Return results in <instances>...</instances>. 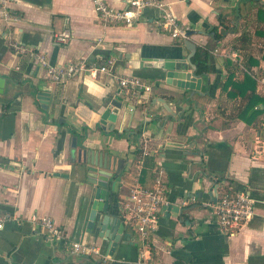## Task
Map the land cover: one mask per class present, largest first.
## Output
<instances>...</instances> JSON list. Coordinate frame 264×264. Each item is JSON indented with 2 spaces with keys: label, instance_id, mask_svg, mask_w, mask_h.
<instances>
[{
  "label": "crops",
  "instance_id": "crops-1",
  "mask_svg": "<svg viewBox=\"0 0 264 264\" xmlns=\"http://www.w3.org/2000/svg\"><path fill=\"white\" fill-rule=\"evenodd\" d=\"M10 1L21 17L16 37L30 51L14 52L0 34V84L5 86L0 94V218L5 220L0 264H133L139 254L136 226L124 215L122 202L136 180L151 187L159 174L169 204L181 210L161 212L150 238L156 264H264V97L257 84L243 83L246 73L264 69V4L164 0L190 27L196 50L209 48V71L198 73L202 82L192 95L167 83V64L186 59L190 50L161 27L157 8L147 7L127 27L103 22L92 0ZM130 1L107 0L117 9ZM66 29L72 36L58 42L55 35ZM243 29L247 40L238 41L237 49L244 63L237 69L216 49L233 48ZM36 51L56 65L111 62L113 73L140 77L153 89L124 90L109 72L54 83L35 61ZM39 91L47 93V107ZM116 102L123 103L120 109L112 105ZM107 108L118 115L113 128L99 122ZM145 141L159 167L156 174L144 169ZM90 155L96 162L123 159L120 181L107 189L110 210L131 237L113 250L97 227L88 228V178H94L85 159ZM227 190L246 192L255 202L253 217L234 234L223 231L212 206ZM33 214L53 218L69 241L94 243L101 255L73 254L68 244L42 234L30 221Z\"/></svg>",
  "mask_w": 264,
  "mask_h": 264
},
{
  "label": "built area",
  "instance_id": "built-area-1",
  "mask_svg": "<svg viewBox=\"0 0 264 264\" xmlns=\"http://www.w3.org/2000/svg\"><path fill=\"white\" fill-rule=\"evenodd\" d=\"M94 8L101 20L109 24L134 26L147 7H155L160 12L159 24L170 36L179 41L189 38L190 27L183 23L164 0H131L128 7L117 9L108 4L107 0H92ZM21 17L14 11L10 0H0V34L7 40L9 47L16 53L24 54L30 51L28 45L20 41L15 34ZM72 36L69 29L55 35L58 42L66 43ZM222 56L231 59L243 67L244 56L241 50L235 48L216 49ZM35 61L46 70L47 78L54 83H64L83 73L97 76L100 72L112 73L121 88L134 93L151 92L152 86L134 75H119L113 73L109 64L99 65L86 59L67 64H50L42 52H33ZM258 83V91L264 97V74H253ZM143 154L148 155L147 141L143 145ZM193 201L196 197H192ZM169 204L167 186L161 174L156 177L153 186L141 185L138 180L130 189V193L122 202V210L127 219L135 224L137 232L138 258L133 264H156L152 257L151 235L159 226L160 215ZM214 214L225 233H237L255 213V202L246 192H223L212 204ZM30 221L39 231L55 241H62L70 246L71 252L81 256L101 255L99 246L81 240L69 241L64 231L49 216L33 214ZM5 220L0 218V231ZM108 256H103L107 260Z\"/></svg>",
  "mask_w": 264,
  "mask_h": 264
},
{
  "label": "water",
  "instance_id": "water-1",
  "mask_svg": "<svg viewBox=\"0 0 264 264\" xmlns=\"http://www.w3.org/2000/svg\"><path fill=\"white\" fill-rule=\"evenodd\" d=\"M256 1H260L264 4V1L262 0ZM191 34L192 32H189V37ZM184 43L190 50V54L186 59L178 61L175 64H167L166 68L169 70L167 73V83L183 90H192L193 95L197 90L200 89L202 82L201 76L197 73V67L192 61V57L196 53V44H194L189 38L184 40ZM4 92L5 86L4 84H0V94H3ZM46 94L47 93L44 91H39L37 93L38 99L41 100V103L45 107H47L49 103L48 99H45ZM122 104V102H116L112 105H115L117 106L116 108L120 109ZM127 107L132 109L131 114H133L132 112L134 105L129 104ZM117 116L118 115L116 111H111L109 108H107L105 111H103V113H101V117L99 119L101 127L113 128V123L117 120ZM85 160L90 163V165L87 166V174L88 176L94 178H88V183L91 186V188L88 190L90 197L88 228L92 230L94 227H97L99 230V236L105 240H108L110 248L113 250V248L118 245L121 239L127 240L131 237L130 233L125 231L126 226L121 217L112 214V211L110 210L112 196L111 192L107 189L109 184H111V188L114 189V187H116L117 183L120 181L122 175L121 170L123 159L107 157L102 162H96V156L90 155L89 159L86 158ZM93 165H97L99 169ZM112 178L113 180H111ZM164 210H168V212H180L181 208L178 205H173L170 203L164 207Z\"/></svg>",
  "mask_w": 264,
  "mask_h": 264
},
{
  "label": "trees",
  "instance_id": "trees-1",
  "mask_svg": "<svg viewBox=\"0 0 264 264\" xmlns=\"http://www.w3.org/2000/svg\"><path fill=\"white\" fill-rule=\"evenodd\" d=\"M260 8L264 12V7L261 6ZM217 36L221 38V34H219V35L217 34ZM246 40H247V30L243 29L240 37H238L230 46L237 49V42L240 41L241 43H244ZM209 58H210L209 48L207 46L198 47L195 55L192 57V61L197 67V73L203 74V75L208 73V71H209ZM246 66H248V64H246L245 67ZM235 67L238 69V67H240V66L237 63H235ZM233 73L234 72L230 73V76H228L227 79L223 81L221 89L226 88V86L230 83V80L233 78ZM246 74H247V76L245 77L243 83L247 84L250 82H254L255 84L258 85L256 78L252 73H250V74L246 73ZM263 74H264V69H261V72L258 75H263ZM237 86L239 87V84L233 85V87H237ZM256 90H257V88L254 86V91H256ZM255 94L256 93H254V92L251 93V97L255 96ZM251 97H250V99H251ZM141 158H142L143 163L145 162V164H144L145 168L144 169H151L155 174L158 172L159 167H158V165H156L153 158L149 157V155H143L142 150H141Z\"/></svg>",
  "mask_w": 264,
  "mask_h": 264
}]
</instances>
